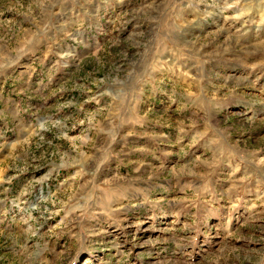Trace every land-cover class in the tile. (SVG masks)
Wrapping results in <instances>:
<instances>
[{
	"label": "rangeland",
	"instance_id": "rangeland-1",
	"mask_svg": "<svg viewBox=\"0 0 264 264\" xmlns=\"http://www.w3.org/2000/svg\"><path fill=\"white\" fill-rule=\"evenodd\" d=\"M0 264H264V0H0Z\"/></svg>",
	"mask_w": 264,
	"mask_h": 264
}]
</instances>
